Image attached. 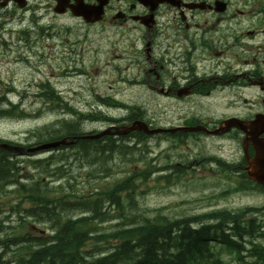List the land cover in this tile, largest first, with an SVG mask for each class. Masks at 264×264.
Here are the masks:
<instances>
[{
	"label": "flooded vegetation",
	"instance_id": "obj_1",
	"mask_svg": "<svg viewBox=\"0 0 264 264\" xmlns=\"http://www.w3.org/2000/svg\"><path fill=\"white\" fill-rule=\"evenodd\" d=\"M64 1V12L58 13V0H0V26L56 25L42 19L69 14L73 0ZM85 24L109 26L124 38L126 57L113 53L105 65L136 72L126 80L129 89L140 92L130 103L144 107L140 116L150 128H162L149 136L190 149L178 157L177 166L219 177L230 169L238 181L250 182L243 174V131L234 126L225 132L216 129L229 118L246 121L264 115V0H108L102 18ZM60 41L63 74L85 72L73 46L77 41L70 47L66 37ZM95 67L91 71L96 73ZM0 94L11 100L1 84ZM94 97L123 102L113 95ZM247 148L253 151L250 143Z\"/></svg>",
	"mask_w": 264,
	"mask_h": 264
},
{
	"label": "rangeland",
	"instance_id": "obj_2",
	"mask_svg": "<svg viewBox=\"0 0 264 264\" xmlns=\"http://www.w3.org/2000/svg\"><path fill=\"white\" fill-rule=\"evenodd\" d=\"M42 22H53L56 25L34 26L24 23L18 25L15 22L13 25L0 27V35L3 34L5 37H8L9 29L19 31L25 29L28 32L25 34H29L31 40L30 46H20V49L15 48V46L24 45V43L18 41L13 46V52H9L8 55L0 46L1 90L10 93L7 96L11 100L22 101L25 111L28 112V115L22 118L16 116L0 118V136L16 141H26V138L36 128L45 124H52L62 116H65L68 122L74 120V114V116L67 113L64 115L60 110L53 109L51 111V108L48 107L40 108L37 112L40 102L38 99L34 101L32 97L34 93L31 95L29 92L28 83L32 84V82L39 84L41 81L49 80L50 83H53L54 88H62L63 97H73V101L69 104L84 113L91 111L93 114L103 113L115 117L125 114L127 109L98 104V100L94 98L95 94L113 95L128 102L139 98L138 94L128 95L127 91L126 80L135 76L134 70L113 71L110 66L105 65V61L110 59L113 53L126 57L124 38H122V42H114L118 35L112 32L111 27L86 25L79 18L70 14L54 19L53 15H47L42 19ZM65 37L68 39L65 46L70 47L71 42L77 41L73 46L81 54V67L86 72L90 73L94 65L99 67V72L96 75L89 77L88 75L77 76L75 74L72 77H60L64 69L62 67L64 53L60 40ZM97 48H99L98 51H96ZM18 52L19 55L29 56L26 59L30 63L16 62L13 56ZM50 55H53L52 60H50ZM34 64H37L38 70L35 69ZM56 73L59 74L58 77L54 76ZM25 86H28L27 89ZM7 88L11 90L8 91ZM31 91L37 92V87L34 89L31 86ZM101 125L102 121L87 122L82 128L89 131L101 127ZM58 128L60 131H64L63 128L59 126ZM136 142L135 139H131L129 141L131 146L128 149L121 145L112 152L107 151L103 154H96L92 151L85 153L76 148H63L52 153L43 152L33 156H14L13 160L18 161L17 166L20 168L17 172V179L24 180L20 177L23 174L33 177L43 176L41 180L49 189L53 190V196H60L65 201L84 200L83 205L92 204L94 201L91 202L87 199L93 197L90 194L94 188L106 190L115 179L119 180L132 173L135 167L143 169L145 163L161 166L165 162L163 158L164 147L157 138H146L140 143ZM166 145L165 148H167ZM171 152L172 154L177 153L173 150ZM50 156L53 160L51 165H47V161H44L40 166L35 167L30 162L31 160H44ZM58 166H62L61 169L57 170ZM31 180H36V178ZM28 182L29 180H26V183ZM203 183H207V181L199 183L192 180L191 184L179 181L167 186L168 183L160 180L158 173H155L147 183L143 182L137 188L138 191L132 199L130 207L134 212L133 214H138V209L141 210L139 213L143 217L153 219L158 214H165L169 218H174L180 215L202 212L204 209L194 208V200L200 196L205 200V203L213 205L206 210L216 205L243 208L264 203V194L248 198L241 191L230 192L229 190H232V186L235 185L230 180L212 181L210 179L211 186L209 187L208 185H201ZM0 184L2 187L3 184ZM14 188V185L0 188V219L5 215L8 217V221L0 223L3 227L10 225L12 230H20L19 215H25L24 211L29 209L30 204L27 202L19 203L21 195H18ZM47 197H50V192L47 193ZM210 197L217 198L212 200ZM209 202L212 203L209 204ZM75 203L73 201L67 203V209L61 214L63 219L81 215L77 212L81 206L74 205ZM103 204H105L103 210L107 212L101 221L95 220L94 225L98 231L112 229L122 220L117 218L119 213L116 209L109 211L105 208L114 204L109 205L107 202H102ZM18 210H21L20 214H18ZM259 214L258 217H262L261 213ZM43 215L44 213L41 212L42 218ZM46 216L49 217V214L46 213ZM42 218L40 221L35 218H28L32 225L31 229L36 230L32 232L33 236L42 234L41 230H51L52 223ZM99 245L108 246L107 243L102 244L101 242ZM92 247L91 245L87 246V248Z\"/></svg>",
	"mask_w": 264,
	"mask_h": 264
},
{
	"label": "trees",
	"instance_id": "obj_3",
	"mask_svg": "<svg viewBox=\"0 0 264 264\" xmlns=\"http://www.w3.org/2000/svg\"><path fill=\"white\" fill-rule=\"evenodd\" d=\"M80 142L82 147L90 144L87 140ZM110 193L106 191L104 195ZM175 223L146 221L113 230L104 238L116 242L104 255L100 254L103 248L97 246L101 236L91 237L86 229L74 230L71 223L62 224L51 236L41 238L42 241L28 237V233H6L0 238V264H220L206 241L210 230H177ZM90 239L94 248L85 250ZM222 240L234 246L229 236Z\"/></svg>",
	"mask_w": 264,
	"mask_h": 264
},
{
	"label": "water",
	"instance_id": "obj_4",
	"mask_svg": "<svg viewBox=\"0 0 264 264\" xmlns=\"http://www.w3.org/2000/svg\"><path fill=\"white\" fill-rule=\"evenodd\" d=\"M105 1V0H103ZM104 2H102L100 0V4L97 6L96 9H86L81 3H79V1H77V4L74 6H71V10L73 11L74 14L77 15H82L87 21H92L96 18H98L99 14L101 12V5ZM94 18H93V17ZM241 127L248 133V127L241 125ZM144 130L145 126L142 122L140 121H135L133 122L131 125H129L128 127H122L121 130H114L113 133H127L131 130ZM109 130H105L99 134L90 136L92 138L94 137H98L100 135H102L103 133L108 132ZM71 141H67L66 138L61 139L59 141H55V142H47V143H43L39 146H36L34 148H31V150L33 149H37V148H47V147H52V146H57L60 144H67L70 143ZM0 147L3 148H8V149H12L15 151H21V148L17 147V146H9L8 144H0ZM262 167V170L264 171V143H262L261 145V150L258 151V153L256 154V156H254L251 160H249V166H248V175L251 178L254 179H260L262 181H264V173L259 170L258 168Z\"/></svg>",
	"mask_w": 264,
	"mask_h": 264
},
{
	"label": "bare ground",
	"instance_id": "obj_5",
	"mask_svg": "<svg viewBox=\"0 0 264 264\" xmlns=\"http://www.w3.org/2000/svg\"><path fill=\"white\" fill-rule=\"evenodd\" d=\"M92 150H94V148H92Z\"/></svg>",
	"mask_w": 264,
	"mask_h": 264
}]
</instances>
